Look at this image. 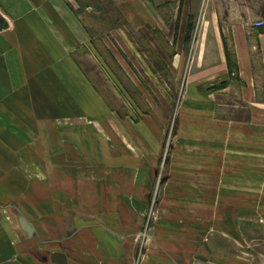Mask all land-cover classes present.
<instances>
[{
	"label": "crops",
	"instance_id": "obj_1",
	"mask_svg": "<svg viewBox=\"0 0 264 264\" xmlns=\"http://www.w3.org/2000/svg\"><path fill=\"white\" fill-rule=\"evenodd\" d=\"M47 13L0 34V237L16 238L27 264L129 263L164 122L155 117V134L145 126L140 140L119 138L114 109L70 56L87 31L69 29L66 12ZM257 22L264 0H204L173 127L183 147H174L159 190L149 264H252L263 256L250 252L239 225L229 233L221 211L264 209V25ZM178 32L192 30L181 23ZM190 210L209 211L200 221Z\"/></svg>",
	"mask_w": 264,
	"mask_h": 264
},
{
	"label": "rangeland",
	"instance_id": "obj_2",
	"mask_svg": "<svg viewBox=\"0 0 264 264\" xmlns=\"http://www.w3.org/2000/svg\"><path fill=\"white\" fill-rule=\"evenodd\" d=\"M168 1L163 8H157L162 0H0V34L12 29L20 21L25 23L35 17L39 20L43 12H66L69 29L74 24L84 26L83 30L87 31L89 40L78 48L71 46L70 56L78 62L105 101L114 109L116 134L119 138L131 136L140 140V132L144 131L145 126L155 134V123H152L156 121L155 117L164 122V135L159 142L158 152L155 145H151L154 142L149 139L143 141L144 144L147 142L150 152L158 153V161L147 194L143 224L133 239V254L129 263L122 264H149L151 260L148 257L150 237L161 223L160 200L163 194L159 190L164 183L173 149L178 146L173 127L181 112L188 66L204 12V0ZM157 10L163 12V20L161 14L157 16ZM63 18L60 15L57 17L59 22L67 23ZM181 23L182 28L192 30L191 34L178 32ZM173 25L176 26L175 31ZM182 43L185 44L184 48H176ZM17 210L14 212L22 219L18 212L20 210ZM2 211L0 208V219ZM171 211L165 209V212L170 213L169 217L164 216L168 225L172 221ZM181 211L186 218L189 210ZM190 211L198 214L196 218L202 221L203 213L207 214L209 210ZM221 211H226L229 233L235 235L239 225L250 239V252L257 249L263 254L261 257L256 255L252 264H264V209L255 212L232 209ZM182 217L183 214L180 217L181 223ZM185 218L183 222L187 228ZM203 226L201 224V228ZM1 239L0 264H27V257L22 256L26 250L21 249L16 238L14 242L6 237ZM226 250L231 255L236 252L230 244ZM106 261L104 264L111 263Z\"/></svg>",
	"mask_w": 264,
	"mask_h": 264
},
{
	"label": "built area",
	"instance_id": "obj_3",
	"mask_svg": "<svg viewBox=\"0 0 264 264\" xmlns=\"http://www.w3.org/2000/svg\"><path fill=\"white\" fill-rule=\"evenodd\" d=\"M256 25L257 26H263L264 25V22H257Z\"/></svg>",
	"mask_w": 264,
	"mask_h": 264
}]
</instances>
